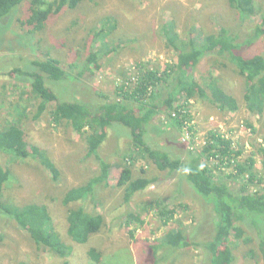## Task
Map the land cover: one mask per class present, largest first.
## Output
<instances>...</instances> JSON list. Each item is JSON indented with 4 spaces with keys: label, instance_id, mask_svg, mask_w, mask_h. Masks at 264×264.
<instances>
[{
    "label": "trees",
    "instance_id": "trees-1",
    "mask_svg": "<svg viewBox=\"0 0 264 264\" xmlns=\"http://www.w3.org/2000/svg\"><path fill=\"white\" fill-rule=\"evenodd\" d=\"M227 3L233 12L232 19L221 21L218 29L211 33L204 32L199 22L195 21L185 35H180L177 32L178 18L165 21L160 32L158 29L154 36L165 38L167 47L172 49V65L159 72L158 66L154 67L148 62L138 63L135 72L128 75V78L119 83L116 80L112 82L116 89L114 98L111 99L113 94H104L90 88L99 97L97 103L79 99L90 85L86 80L95 78L96 72L109 69L107 67L116 58L115 52H123L137 42V38L132 36L119 38L118 41L111 37L116 30L114 18H104L102 23L90 30L93 36L77 44L76 59L69 56L67 64L65 54L58 57V53L51 52H46L44 60L29 63L22 56L11 58L21 59L22 64L13 68L9 75H23L31 80L30 91L22 92L21 95H34L38 102L32 118L39 119L53 103L51 113L54 122H64L71 130L86 138L87 158H93L95 167L99 168L97 176L84 186L68 190L62 199L63 205L70 208L67 235L73 242L87 244L107 224L103 215L87 212L85 207L90 198L97 202L98 207L100 195L96 186L116 185L124 189V201L129 203L135 194L158 183V169L168 172L164 181H174L175 185L180 184L181 177L185 176L183 178L191 183L190 186L201 201L212 206L209 212L212 218L207 222L214 231L211 239L208 238L204 243V264H234L233 238L244 239L247 234L252 237L251 231L260 236V251L264 260V179L256 168L254 155L239 162L244 147L216 130L208 132L206 143L196 151L181 142V139L172 140L170 128L162 131L161 140L152 133L154 119L165 113L173 121L178 117L182 119L173 123L176 129L186 127V120L192 121V100H208L222 112L237 111L240 107L238 100L221 86L219 78L214 74L215 70L221 69L232 70L244 79L247 110L254 116L264 117V52L258 49L259 42L264 40V0L259 5L255 0H227ZM91 5L96 7L98 3L96 0H0V26L8 29L18 20L28 35L37 37L62 12L76 11L79 12V18H82L85 16H80V11ZM77 22L79 20L74 22L72 29L78 26ZM69 44L72 54L75 44L69 41L65 43L66 47ZM80 57H85V64L83 70L76 72L78 64L75 61ZM25 67H29L30 71H24ZM198 69L199 75L195 74ZM54 82H62V85L56 86ZM68 85L69 88L79 87L80 90L73 91L67 97L62 96L60 93L63 87ZM22 102L21 96L15 107L17 118L9 115L6 121L0 120V151L17 160L38 161L57 181L60 173L52 158L41 148L30 147L23 130V121L30 114L27 112L28 106ZM5 123L7 125H3ZM117 124L129 130L127 134L123 132L128 130L122 129L119 137L125 136L132 150L129 157H123L121 165L105 161L102 151L110 132L118 130L114 128ZM161 143H166V146L162 147ZM257 152L264 157V144ZM137 158L148 162L149 171L142 168L136 172L134 162ZM213 162H218L217 172L210 167ZM112 169L118 171L116 184L112 182ZM229 169L231 173L227 174ZM11 178L10 168L0 163V212L13 217L40 251L61 256L65 259L63 264H70L67 258L71 257L73 248L64 241V234L58 231L50 207L37 203L16 205L5 198V189ZM241 179L244 188L252 184H257L259 188L251 194L244 192L245 189L236 190L232 183L238 184ZM178 189L182 187L178 185ZM160 199L154 203L153 210L157 211L159 219L167 226L176 212L166 208ZM126 219L143 222L141 217L132 213L126 215ZM245 227L249 230H245ZM165 235L163 241L152 246L154 253L167 247L171 252L169 258L172 259L177 254L175 251L189 246L183 230L174 229ZM244 242L251 244L252 238H246ZM88 255L94 263H102L103 254H98L94 248L89 250ZM252 256L260 258V254L254 253ZM162 258L161 262H165L166 257ZM155 261L158 262L156 257Z\"/></svg>",
    "mask_w": 264,
    "mask_h": 264
},
{
    "label": "rangeland",
    "instance_id": "rangeland-1",
    "mask_svg": "<svg viewBox=\"0 0 264 264\" xmlns=\"http://www.w3.org/2000/svg\"><path fill=\"white\" fill-rule=\"evenodd\" d=\"M259 5L263 0H255ZM98 6L91 5L79 12L66 10L54 17L48 24L46 31L37 37L28 35L25 28L18 20L10 28L0 26V120L6 121L9 115L17 118L15 107L22 96V104L28 106L27 112L30 114L23 121V130L27 134L31 146H37L46 151L59 169V178L54 181L51 173L33 159H14L13 156L0 151V163L6 168H10L12 178L5 189V198L13 201L16 205H26L30 203L47 204L58 231L63 235L64 241L73 248V253L67 260L70 264H96L89 257V250L94 248L99 254H103L101 264H204V243L213 235V227L207 222L211 220L210 211L212 206H207L201 201L198 194L193 191L186 179L182 181L178 189L174 181H164L168 172H161L157 169L158 183L147 188L143 192L134 195L133 199L126 203L124 201V189H119L116 185L104 187L96 186L100 195V201L94 202L90 198L86 202L87 212L101 214L107 220L106 226L93 235L87 244H77L67 235L69 207L63 205V197L72 188L86 185L92 178L99 174V168L95 167L93 158H87L88 145L86 138L71 130L66 123H56L53 120L52 109L54 104H50L48 111L39 119L32 116L37 111L38 102L35 96L21 95L22 92L30 91L31 80L23 75H9L13 68L20 67L21 59L11 60L12 57L22 56V59L33 62L44 60L46 52L58 53L76 59L75 51L78 43L90 37L92 30L97 24L102 23L104 18L115 19L116 30L111 37L118 41L119 38L132 36L137 38V42L129 45L123 52H115V60L110 64L109 69L96 72L95 78L86 80L89 86L85 88L84 94L79 99L97 103L99 97L90 88L98 92L111 95L114 93V80L119 83L122 79L133 74L138 63L148 62L154 67L158 66L159 72L164 71L172 65V49L167 47L165 38L154 36L159 32L165 23L172 18H178L177 32L180 35L194 26L197 21L204 32L211 33L218 29L221 21H229L233 17L227 0H96ZM22 18V17H20ZM79 20L78 26L74 22ZM255 21V19H253ZM90 33V34H89ZM89 35V36H88ZM139 39V40H138ZM72 41L73 53L65 43ZM261 40V39H260ZM23 42V43H22ZM24 44V45H23ZM258 49L264 52V40L259 42ZM78 64L76 72L83 70L85 57H80L75 61ZM24 71H30L25 67ZM114 72V73H112ZM199 75V69L195 72ZM214 74L219 78L221 86L238 100L240 107L237 111L222 112L210 104L208 100H192L190 109L192 121L187 122L185 128H190L194 132V140L198 148H201L206 141L202 140L208 132L219 131L226 137L244 147V154L238 159L246 160L249 155H254L256 168L260 170L264 179V157L259 154L258 149L264 144V117L252 115L246 107L245 102V81L232 70H215ZM111 77V78H110ZM56 83V82H54ZM62 85L58 82L55 85ZM77 88L63 87L62 96L67 97ZM91 92V94H90ZM114 98V94L111 99ZM97 101V102H96ZM18 108V107H17ZM16 108V109H17ZM173 117V116H172ZM182 121L180 117L172 120L167 113L155 118L153 121L152 133L158 139H162V131H170L172 140L182 141L183 129H176L175 121ZM251 124V126H249ZM7 125V123L3 124ZM111 131L106 144L103 146V159L108 163L121 165L123 157H129L132 152L125 140V136L119 137L123 130H128L117 124ZM123 133H129L124 131ZM169 140L170 137L167 136ZM163 144V143H161ZM166 146V143L162 147ZM161 147V148H162ZM197 150V149H193ZM138 157L137 154L132 153ZM139 159L140 156H139ZM218 162H213L210 167L217 172ZM113 165V166H114ZM136 172L142 168L149 171L146 160L134 162ZM231 173L230 169L227 174ZM153 176V174H151ZM118 171L111 172L113 184H116ZM238 184H232L236 190L245 191L251 194L259 188L257 184L244 188L243 180H238ZM264 182V181H263ZM257 183V182H255ZM237 184V185H236ZM158 198L169 210H174L175 216L167 226L159 219L157 211L153 209ZM152 206V208H151ZM152 209V210H151ZM129 213L141 217L140 220L125 221V216ZM174 229L183 230L188 237V247H182L175 251L177 254L171 258V252L167 247L160 248L154 253L153 245L163 241L166 233ZM245 230H249L245 227ZM0 264H63L65 261L61 256L47 251H40L37 246L30 241L28 235L23 231L10 215L0 212ZM247 234L244 239H234L232 245L235 254L234 264H264L260 249L262 243L259 234L255 231ZM252 238V243H245V239ZM164 244V243H163ZM167 252V254H165ZM260 254V258H255L252 254ZM155 257L158 262L155 261ZM162 257L165 262H161ZM161 262V263H160Z\"/></svg>",
    "mask_w": 264,
    "mask_h": 264
},
{
    "label": "built area",
    "instance_id": "built-area-1",
    "mask_svg": "<svg viewBox=\"0 0 264 264\" xmlns=\"http://www.w3.org/2000/svg\"><path fill=\"white\" fill-rule=\"evenodd\" d=\"M183 134H182V141L183 143L187 144L191 149H195L196 144L193 143L194 140V132L190 131L188 128L183 129ZM229 138V137H228ZM202 140H206V137L204 136Z\"/></svg>",
    "mask_w": 264,
    "mask_h": 264
},
{
    "label": "flooded vegetation",
    "instance_id": "flooded-vegetation-1",
    "mask_svg": "<svg viewBox=\"0 0 264 264\" xmlns=\"http://www.w3.org/2000/svg\"><path fill=\"white\" fill-rule=\"evenodd\" d=\"M195 149H198V146L197 145L195 146Z\"/></svg>",
    "mask_w": 264,
    "mask_h": 264
}]
</instances>
